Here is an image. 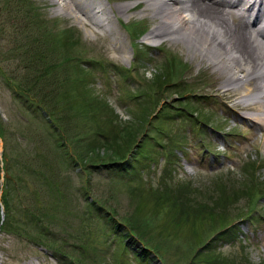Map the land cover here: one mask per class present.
<instances>
[{
	"label": "rangeland",
	"instance_id": "rangeland-1",
	"mask_svg": "<svg viewBox=\"0 0 264 264\" xmlns=\"http://www.w3.org/2000/svg\"><path fill=\"white\" fill-rule=\"evenodd\" d=\"M100 2H103L102 7H105V13L111 20L110 29H113V34L99 28L80 13L69 14L52 0H0V123L7 132L16 134L14 141L17 143L20 140L18 128L28 132L41 128V123L30 113L25 99L16 100L6 80L12 71L20 72L21 59L15 47H24L23 40L27 42L25 46L28 48L38 45L29 37L28 24L24 18L15 19L16 12L11 13L9 10V5H20L25 12L24 17L34 12L43 19L44 25H49L48 29L57 33L58 38L68 28L78 31L76 36L79 43L76 47L69 44L73 38L66 36L61 45L60 41H56L53 46L60 50L63 58L76 57L88 68L67 66L69 70L66 75L79 76L80 80L79 87L67 91L71 99L67 101L72 103L65 101L63 105L66 110H71L69 113L75 115L71 120L74 126L76 122L79 125L83 123V128L94 132L97 145L104 140L118 138L121 131L118 119H133L144 105L154 107L149 122L157 117L155 124L159 127H162L165 116L171 115L167 120L171 137H164V140L166 143L170 140L186 151L185 155L180 156L178 176L182 180L191 181L195 188L204 183L202 186L207 190L205 194L208 193L203 201L208 204L204 213L208 218L213 216V219H208L210 221L198 229V232L201 231L200 236L196 232L195 238H192L194 234L190 226H185L180 232L186 238L181 241H190V244L193 239H196L198 245L215 239L217 247L203 257H198L203 262L196 258L197 264H221L225 261L226 264H264V130L244 117L248 114L245 110L232 109L237 96L225 98L222 92L213 90L216 74L211 67L200 65L197 59L192 58L183 44L167 38L148 37L157 19L146 11V0ZM102 17L105 18V15ZM137 22L147 31L140 40L143 44L140 47L143 48V51L140 50L143 55L141 57H137L136 41L131 40L124 28ZM16 33L25 39L17 41ZM116 41H119L121 47ZM24 51L25 48L20 53H24L25 58ZM170 62L175 68L173 75L169 74ZM148 72L152 73V79L147 77ZM24 74L21 71L18 78H23ZM88 87H91V91H86ZM84 95L93 99L87 106L79 102ZM26 96L43 106L33 94ZM190 101L199 109L201 120H205V113L209 115L205 121L212 127L199 124L195 118L186 114L182 107H187ZM79 113L86 115L79 118ZM218 129L219 132L216 131ZM144 138L145 132L142 131L136 144L142 143ZM5 145V140L0 138V225L1 205L4 204L1 188L6 178L5 164L7 158L17 156L15 150L21 153L13 143L8 152ZM156 158L158 160L147 159L146 167H141V180L135 178L130 183L128 181V184H122L121 178L126 180L127 177L121 174V162L116 163V166L99 165L89 170L90 166L86 169V165L76 157L68 178L71 186L63 184L67 189V209L60 211L56 219H50V222L48 219L42 221L51 229L50 235L56 239L58 250L54 252L16 233L27 220L23 219L19 211L20 219H14L9 226L6 222L0 230V264H156L152 259L145 261V258L142 260L134 257V251L138 255L143 253L138 245L132 240L128 242L130 239L124 237L122 229L118 232L117 228L112 227L115 221L97 218L88 203V199H97L111 206L119 217L121 214L128 215L134 208L129 206L132 202L129 187L141 185L145 193H149L152 186L148 184L150 181L153 180V186L156 187L163 176H168L165 175L168 167L162 152ZM13 164L16 167L21 165L15 161ZM171 175L168 181L172 180ZM26 187L28 192L37 189L43 193L45 190L41 181L35 187ZM44 194L49 206L54 207L56 198ZM33 197L36 198V195ZM11 203L19 206L22 202L13 193ZM40 207L41 202L34 209ZM29 227L31 231L40 230L36 221L29 222ZM120 238L125 240L130 256L124 255ZM190 250L189 245L178 250L177 253L183 258L177 264H191L194 254H189Z\"/></svg>",
	"mask_w": 264,
	"mask_h": 264
},
{
	"label": "trees",
	"instance_id": "trees-1",
	"mask_svg": "<svg viewBox=\"0 0 264 264\" xmlns=\"http://www.w3.org/2000/svg\"><path fill=\"white\" fill-rule=\"evenodd\" d=\"M7 6L8 4L5 7ZM9 10L11 13L16 12L15 19L24 18L28 24L27 29L32 35L29 37L31 40H35L38 45H35L34 48H28L25 46L27 42L23 40L24 47L22 45L15 47L18 51L17 55L21 59L20 72L24 71L25 76L18 78L20 72L12 71L6 80L13 89L15 99L18 101L25 99L30 113L41 123V128L30 130V132L18 128L20 140L17 143L14 141L16 134L7 132L0 123V135L5 140L7 152L12 143L15 147L18 146L17 148L21 152L15 150L17 156L11 157V159L7 158L5 164L6 178L2 201L6 208V214L1 228L6 222L9 226L13 224L14 219H20L18 212L21 211L23 219L27 220L22 225V229L16 233L41 243L55 252L58 250L57 241L50 235L51 229L47 227L48 225L45 226L42 221L48 219L50 222V219H56V215L60 211L67 209L65 194L67 189L63 184L66 183L68 187L71 186L68 178L75 165L76 157L82 161H80L82 164L86 165V169L92 166L89 170H94L98 164L128 159L121 164V173L127 177L126 180L121 178V183L128 184V181L130 183L135 178L141 180V170L146 167L147 159L155 160L157 155L162 152L168 167L165 170V175L168 176H163L161 181L157 182L159 185L156 187L153 186L155 184L153 180L150 181L148 184L152 186L148 190L149 193H145L141 185L129 187L128 192L132 198L129 206H134V208L128 215L121 214V223L125 226L124 230L127 235L135 234L145 245L147 251L142 254L145 261L147 259H160L162 264H177L183 258L177 252L181 247L185 248V245H189V249H191L189 254L192 252L194 254L191 264H197L198 260H203L198 257H203L217 247L214 243L215 239L199 245L196 239H193L190 244V241H181L186 238L180 232L185 226H190L193 231L192 235L194 234L192 238H195L198 229L204 224L206 225L210 221L208 219H213V216L208 218L205 215L206 212L204 213L208 204L203 201L204 198L208 197V193L205 194L207 190L203 188L205 186H202L204 183L200 184L201 187L195 188L191 181L179 178V156L176 150L180 148V145H174L170 140L169 143L165 142L164 137H171L166 119L162 121V127L155 124L157 117L150 123L149 116L153 113L154 107L144 105L133 119L126 121L118 119V126L121 124L118 138L111 141L104 140L97 145L94 132L83 128V123L79 125L76 122L77 125L74 126L71 120L75 118V115L69 113L71 110H66L63 105L65 101L71 100L67 96V91L71 92L74 87H79L80 80L79 76L68 77L66 75L69 70L67 66L72 65L76 69L84 68L87 70V68L76 57L71 59L62 57L53 45L56 41H60L61 45L64 37L58 38L57 33L55 34L54 31L48 29L49 25H44L43 19L34 12L33 14L30 12L27 14L28 17H24L25 12L20 5H9ZM49 31H51L52 36ZM16 35L17 41L25 39L17 33ZM37 37L41 40H38ZM69 44L75 47L77 42L73 38ZM23 48H25V58L23 57L24 53H20ZM73 63L76 64L73 65ZM168 69L169 74L173 75L175 68L171 62ZM29 74L30 76H28ZM1 75L3 74L1 73ZM86 91H91V87L86 88ZM27 94H33L43 106L37 105L38 103L31 98H27ZM92 100L88 95H84L82 101L79 100V102L87 106ZM73 107L72 104L71 108ZM162 113L164 114V112ZM85 115L86 113H79V118ZM142 131L146 134L145 139L135 149L136 145L134 146V144H136L137 137ZM70 147L73 151L70 150ZM133 149L135 151L132 157L128 158ZM14 161L21 165L16 167L13 164ZM168 171L172 173V180L170 181H168L170 174ZM40 181L45 189L43 193L37 189L28 192L26 186L35 187ZM219 184L221 183L219 182ZM13 193L22 202L19 206H13L11 203ZM44 193L51 194L56 198L54 207L49 206ZM35 195L36 198L33 197ZM31 200L36 206L41 202L40 209H34L35 205ZM23 202H25L24 205ZM88 203L91 204L92 210L94 209L95 216L99 218L104 217L105 213H109L110 210L117 214L111 206L100 203L97 199H88ZM55 210L58 211L55 212ZM113 216L110 214V217ZM33 221L39 224V231H31L29 222ZM16 223L19 224L20 222L16 221ZM51 223L53 222L51 221ZM197 234L200 236L201 231ZM202 238L203 235L201 242L203 241ZM226 263L227 261L221 264ZM234 264L237 263L234 262Z\"/></svg>",
	"mask_w": 264,
	"mask_h": 264
},
{
	"label": "bare ground",
	"instance_id": "bare-ground-1",
	"mask_svg": "<svg viewBox=\"0 0 264 264\" xmlns=\"http://www.w3.org/2000/svg\"><path fill=\"white\" fill-rule=\"evenodd\" d=\"M52 1L113 34L100 0ZM244 1L146 0V11L157 19L148 37L183 44L216 74L213 90L225 98L237 96L232 109L245 110L244 117L264 130V0Z\"/></svg>",
	"mask_w": 264,
	"mask_h": 264
},
{
	"label": "clouds",
	"instance_id": "clouds-1",
	"mask_svg": "<svg viewBox=\"0 0 264 264\" xmlns=\"http://www.w3.org/2000/svg\"><path fill=\"white\" fill-rule=\"evenodd\" d=\"M146 75H147V77H148L149 79H152V73H151V72L146 73Z\"/></svg>",
	"mask_w": 264,
	"mask_h": 264
}]
</instances>
